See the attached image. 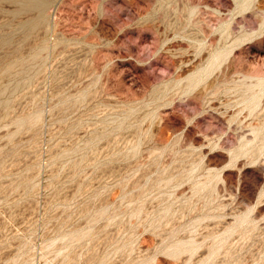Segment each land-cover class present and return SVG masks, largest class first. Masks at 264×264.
I'll list each match as a JSON object with an SVG mask.
<instances>
[{
	"label": "rangeland",
	"instance_id": "obj_1",
	"mask_svg": "<svg viewBox=\"0 0 264 264\" xmlns=\"http://www.w3.org/2000/svg\"><path fill=\"white\" fill-rule=\"evenodd\" d=\"M0 264H264V0H0Z\"/></svg>",
	"mask_w": 264,
	"mask_h": 264
}]
</instances>
